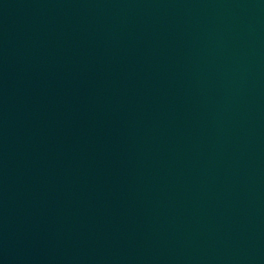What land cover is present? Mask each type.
Returning a JSON list of instances; mask_svg holds the SVG:
<instances>
[{
  "label": "water",
  "instance_id": "obj_1",
  "mask_svg": "<svg viewBox=\"0 0 264 264\" xmlns=\"http://www.w3.org/2000/svg\"><path fill=\"white\" fill-rule=\"evenodd\" d=\"M0 264H264V0H0Z\"/></svg>",
  "mask_w": 264,
  "mask_h": 264
}]
</instances>
